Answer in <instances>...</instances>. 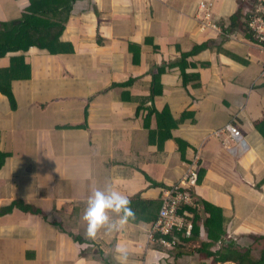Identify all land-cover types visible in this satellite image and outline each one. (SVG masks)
Segmentation results:
<instances>
[{"label":"crops","instance_id":"0c3cea01","mask_svg":"<svg viewBox=\"0 0 264 264\" xmlns=\"http://www.w3.org/2000/svg\"><path fill=\"white\" fill-rule=\"evenodd\" d=\"M262 5L74 0L60 15L65 52L31 48L19 65L25 72L10 83L16 107L0 93V264H120L117 243L128 249L126 264H239L222 256L251 248L264 264V241L257 242L264 237V136L255 126L264 120V44L250 24L253 37L229 29L238 13L242 22L262 16ZM29 7V0H0V23L20 20ZM208 13L213 20L202 29ZM195 46L202 49L189 59L197 68L188 69L187 85L171 67L153 106V70ZM14 55L0 58V69ZM151 111H167L169 122L158 126ZM229 125L242 137L233 138ZM196 155L203 167L191 186L198 234L176 233L193 230L189 221L153 239L165 190ZM106 184L129 197L135 217L88 237L87 198ZM207 205L223 214L210 230Z\"/></svg>","mask_w":264,"mask_h":264},{"label":"trees","instance_id":"16d2710c","mask_svg":"<svg viewBox=\"0 0 264 264\" xmlns=\"http://www.w3.org/2000/svg\"><path fill=\"white\" fill-rule=\"evenodd\" d=\"M74 0H29V8L27 9L26 13L22 16L20 20L13 21L10 23H0V58L5 57L7 54H18L14 55L10 58L9 67L6 69H0V93L5 95L12 108L16 107L15 98L12 96L10 83L12 79H18L23 73L24 68L20 67L19 65L21 61H24L25 54L31 48H38L40 50H45L49 54H60L64 53V43L61 42V37L64 33V24L67 22L66 20L61 21L60 18L61 13L66 16L68 12L71 10V3ZM251 18L250 16L247 17V22H242V15L238 13L237 15L231 18V30L235 29H247L248 34L251 33L250 24ZM255 30V29H252ZM253 37V34H249ZM258 35V34H257ZM256 38L258 41L263 42L264 40L259 35ZM261 39V40H260ZM264 45H262V49ZM159 46L157 45L154 49L158 50ZM202 47L195 46L190 52L183 53L181 59L176 60L175 62L170 63L168 66L166 64H162L153 70L152 77V90H151V102L154 106V99L162 88L163 82L161 81L162 76L165 72H169L171 67H179V71L181 72V78H183V84L187 85V71L190 67L197 68V65L193 62H190V58L196 56L199 50ZM22 66V65H21ZM133 80L128 81L127 83L121 85H115L116 87L120 88H127L131 86ZM158 93V94H157ZM167 111H164L163 114H156V111H151V116L156 115L158 126H165L166 123L169 122V118L166 120ZM256 128L263 134L264 136V120L258 121L255 123ZM178 141V139H176ZM179 142H181L179 140ZM183 142V140H182ZM181 142V143H182ZM185 143V142H183ZM187 146L188 144L185 143ZM184 150V149H183ZM203 176V167L199 162V169L197 174V181H200V178ZM191 193V192H190ZM216 208L213 206L207 205L206 207V214H208L207 219L205 220V226L209 230L212 226L217 225L220 220H223L222 212L218 211L215 212ZM189 211L191 216L186 217L187 223L191 221L193 223V230L191 231L190 237L188 239L193 240L194 237L198 234V225L196 224V208L192 207V205H183L179 213H183V211ZM195 213V217L193 213ZM189 213V214H190ZM211 224V227H210ZM214 224V225H213ZM188 225V224H187ZM187 227H184L181 230L176 229V233L180 236L183 233H186ZM181 231V232H180ZM174 233V230H173ZM170 237L169 235L167 236ZM264 241V237L257 238V242ZM232 246V245H231ZM253 248L247 249L246 252H242L241 250L235 252L225 253L222 256V260L234 259L239 264H260L262 261L258 260L253 257ZM212 255V254H208Z\"/></svg>","mask_w":264,"mask_h":264},{"label":"clouds","instance_id":"9594fccd","mask_svg":"<svg viewBox=\"0 0 264 264\" xmlns=\"http://www.w3.org/2000/svg\"><path fill=\"white\" fill-rule=\"evenodd\" d=\"M207 9L209 11L210 7L208 6ZM209 15L210 13H208ZM130 203L129 197L111 184H106L103 188H96L88 196L86 208L83 212L82 218L86 221V235L95 238L101 228H106L109 231H119L128 222L129 218L135 217V212L130 207ZM110 213L115 215L111 216ZM115 251L118 253L117 259L120 264H126L128 256L126 245L117 243Z\"/></svg>","mask_w":264,"mask_h":264},{"label":"built area","instance_id":"2783aa9c","mask_svg":"<svg viewBox=\"0 0 264 264\" xmlns=\"http://www.w3.org/2000/svg\"><path fill=\"white\" fill-rule=\"evenodd\" d=\"M202 7H204V5H202ZM259 11L262 12L263 15L255 18V20L251 23V27L255 29L258 32L259 36L264 40V0L263 5L261 6ZM204 25L207 27L209 26V23L203 24V26ZM227 129L233 138H241L243 135L242 131L238 127H235L233 125H229ZM222 133L224 134V132H220L218 136L222 135ZM225 144L227 145L228 141ZM198 169L199 156L196 155L194 157L193 163L187 165L181 181L178 184L165 190L163 206L159 218L155 222L151 233V237H153V239H155L156 233H162L164 236H168L173 232L174 229H181L182 227H184V224L187 223L186 217H182L179 213V210L185 204H193V198L190 192L191 186H194L196 184ZM191 231L192 226L189 225L186 234L190 235ZM161 241L164 243V240Z\"/></svg>","mask_w":264,"mask_h":264},{"label":"rangeland","instance_id":"374dc122","mask_svg":"<svg viewBox=\"0 0 264 264\" xmlns=\"http://www.w3.org/2000/svg\"><path fill=\"white\" fill-rule=\"evenodd\" d=\"M208 15V14H207ZM213 20V16L212 15H210V18L208 17V18H206V19H204L203 21H201V23H202V25H201V27H202V29H207L206 28V26L204 25L203 26V22H206L207 23V21H212ZM208 24V23H207ZM229 25H231L230 23H229ZM227 26V25H226ZM211 27L213 28V27H216V25H211ZM192 207H196V205H195V201L193 200V204H192ZM259 252H261V251H259Z\"/></svg>","mask_w":264,"mask_h":264}]
</instances>
